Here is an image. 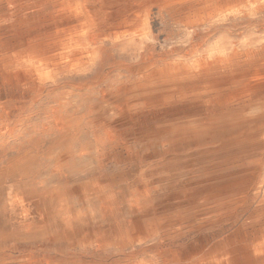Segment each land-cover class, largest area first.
Segmentation results:
<instances>
[{"label":"rangeland","instance_id":"1","mask_svg":"<svg viewBox=\"0 0 264 264\" xmlns=\"http://www.w3.org/2000/svg\"><path fill=\"white\" fill-rule=\"evenodd\" d=\"M40 1L0 0V264H212L214 257L218 264H264V153L258 168L217 186L188 184L191 170L166 164L168 138L144 141L162 124L206 120L215 98L167 104L135 89L162 65L197 60L207 68L220 52L258 54L195 88L227 87L264 70V1L189 22L183 6L166 10L163 0H77L79 11L45 24L32 18ZM15 13L30 19L22 29ZM54 29L66 37L44 44ZM54 143L64 152L56 163L48 157ZM198 150H183L182 162ZM71 156L91 167L72 171ZM113 173L123 180L108 194ZM89 179L92 191L83 194ZM225 193L244 200L215 219L208 206ZM63 207L69 212L56 235L49 220ZM183 207L194 208L197 227L180 216L156 232L144 225ZM121 226L134 229L127 245L111 237Z\"/></svg>","mask_w":264,"mask_h":264},{"label":"bare ground","instance_id":"2","mask_svg":"<svg viewBox=\"0 0 264 264\" xmlns=\"http://www.w3.org/2000/svg\"><path fill=\"white\" fill-rule=\"evenodd\" d=\"M263 1L163 0V7L166 10H171L176 6H183L187 21L204 22L222 16L230 8L233 11H238L242 7L251 10ZM38 4L41 9L33 13L32 18L40 24L53 22L60 15L79 11L77 0H41ZM232 4L234 6L230 7ZM140 14L142 15V13ZM11 18L17 29H22L30 21L29 18H23L19 13L11 15ZM64 37H66V34L62 29H54L45 35L43 43L50 44L61 41ZM32 50L37 52L36 49ZM257 54L256 49H248L237 53L220 52L212 58L207 68L203 67L197 60L172 61L157 68L155 73L144 75L135 84L137 94L150 98L160 94L162 95V101L167 104L183 101L207 102L210 98H215L214 111L206 120L192 119L185 122L162 124L155 128L152 136L144 141L145 146H152L159 139L168 138L170 140L168 149L170 155L166 158V164L177 165L180 171L188 172L191 170L192 172L188 175L186 183H207L208 185L217 186L231 179L238 171L256 169L261 165L264 153V90L260 91L258 88L264 87V70L254 68L247 79H238L227 87H210L206 85L201 89H197L193 86L199 79H205L219 72L233 69L242 57L252 60ZM71 66H74V64ZM192 146H197L200 150L194 153L188 161L182 162L183 156L180 153ZM63 154L62 146L54 143L48 157L51 162L56 163L61 160ZM70 163L74 172L91 167L90 160L86 158L79 159L71 156ZM33 168V165L28 167L30 170ZM122 180L123 175L113 173L110 175L104 189L110 194L111 189L120 185ZM93 185L94 180L89 179L81 183L80 190L83 194H88L92 191ZM58 188L60 192L62 191V194L71 196L70 193L63 192L65 191L64 188ZM243 200L244 195L221 194L208 206L207 211L215 219H218L233 213ZM52 207V203L47 206L48 210ZM67 212L69 211L66 207L57 212H51L52 217L49 221L56 235L63 228L60 221ZM123 213H126V211L124 210ZM193 214L194 208L183 207L157 219L145 218L144 225L151 231L156 232L161 226H172L176 222V217L180 216L189 219L197 227L195 220L193 221ZM133 231L132 227L121 226L111 237L118 244L127 245L132 240ZM260 250L263 251L261 248ZM211 263L218 264L217 257H214Z\"/></svg>","mask_w":264,"mask_h":264}]
</instances>
